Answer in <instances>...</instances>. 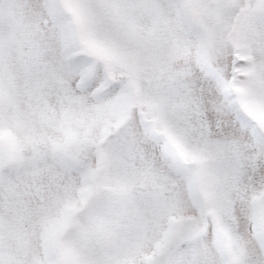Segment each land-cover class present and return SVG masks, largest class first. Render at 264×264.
<instances>
[{
    "label": "snow or ice",
    "instance_id": "snow-or-ice-1",
    "mask_svg": "<svg viewBox=\"0 0 264 264\" xmlns=\"http://www.w3.org/2000/svg\"><path fill=\"white\" fill-rule=\"evenodd\" d=\"M0 264H264V0H0Z\"/></svg>",
    "mask_w": 264,
    "mask_h": 264
}]
</instances>
